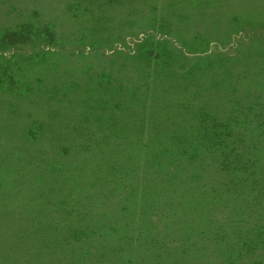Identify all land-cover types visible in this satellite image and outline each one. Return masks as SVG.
I'll list each match as a JSON object with an SVG mask.
<instances>
[{
    "label": "trees",
    "instance_id": "trees-1",
    "mask_svg": "<svg viewBox=\"0 0 264 264\" xmlns=\"http://www.w3.org/2000/svg\"><path fill=\"white\" fill-rule=\"evenodd\" d=\"M169 1L127 4L180 23L193 14L177 9L204 5L207 36H227L226 0ZM116 4L53 0L57 14L0 28V55L28 60L0 77V172L15 176L0 264H264V34L234 54L197 35L191 51L167 38L132 55L102 38Z\"/></svg>",
    "mask_w": 264,
    "mask_h": 264
},
{
    "label": "rangeland",
    "instance_id": "rangeland-1",
    "mask_svg": "<svg viewBox=\"0 0 264 264\" xmlns=\"http://www.w3.org/2000/svg\"><path fill=\"white\" fill-rule=\"evenodd\" d=\"M67 1V0H63ZM72 0H69L71 2ZM124 1V6H120L116 4L115 9L113 11L111 10H102L101 17L103 19V23L105 26L104 33L102 34V38H104L106 35H110L111 39L114 41L113 45L116 49H127V51H130V53L133 55L135 51L137 50L139 45L146 44V46H149L151 43H156V41H164L167 38H172V41L176 46L182 45V47H185V51H191L193 48L190 46L194 43L195 37L202 36L208 39L209 48L207 53H218V52H227L229 54H234V50L239 44H249L254 39V35L256 34H264V4L263 0H226L224 13L225 16L227 15V18L225 21L229 23L228 29H225L224 34L227 36H224L219 40L221 43H217L214 41V38L212 36H207L208 31L205 27L206 25H203L202 23H199V18L201 17V10L203 7L199 6L195 7L191 6L193 3H190V5H184L183 9H177L176 12L179 14H182L184 11H191L192 20L191 22L187 17L183 18L182 23L176 20H171L169 22L168 20H165V18L162 15H158L156 20L152 19L151 11L146 8L142 7L135 10H130L132 6L128 5L127 2L129 0H122ZM131 1V0H130ZM199 1L203 0H194V2L197 4ZM253 1H256L255 3H251ZM10 0H0V28L1 27H9L11 28L12 32H15V27L17 23L22 24L23 20L28 17L32 16L34 12L38 11L40 14H45V16L41 17V19H45L44 17L49 18L50 16H53L56 13V7H53V5H50L53 3V0H11V2L14 3L15 8L11 5ZM214 2V0H213ZM250 2V3H249ZM167 5L170 4L167 2V0H159V5L161 4ZM213 4V3H212ZM215 4V2H214ZM56 5V4H55ZM60 9L62 6H59ZM216 7V6H215ZM6 8H9L10 11L13 12V17L11 20H9V17L7 18L4 15V10ZM83 8V7H82ZM107 8V7H106ZM125 8V9H121ZM105 9V8H103ZM262 9V10H261ZM170 10H174V8H171ZM169 10V11H170ZM172 12V11H170ZM86 14V12H84ZM236 15L239 17L238 20L233 21L232 17ZM113 18H111V17ZM173 19H176L173 17ZM232 19V20H231ZM35 20V19H33ZM61 23V21L59 22ZM18 24V27L20 26ZM107 25V26H106ZM171 26L172 29L176 30L174 34H168V32L162 28L163 26ZM112 26V27H111ZM63 30H68L67 26H61ZM111 27V28H110ZM59 29V28H58ZM140 29H143L142 31ZM145 30V32H143ZM58 31V30H57ZM109 32V33H108ZM108 33V34H106ZM101 36V35H100ZM147 37H151L153 41H147ZM226 37V38H225ZM4 40L3 32L0 34V41ZM122 39V40H121ZM217 41V40H216ZM146 42V43H144ZM50 43V42H49ZM21 46V45H20ZM145 46V47H146ZM105 47V46H104ZM103 46L100 45L99 52L104 51V56H107L111 51H108L104 49ZM25 49V46L23 47ZM90 47H87L85 54L90 52ZM26 49L28 51L32 50V47L27 46ZM47 51V53H50L55 51L56 49L50 48V47H44L41 50ZM37 49H34V51L31 53L32 55H36L39 53L40 55H43L44 52ZM58 51V50H57ZM91 54H94L90 52ZM23 56H26L24 52L21 51L20 53ZM96 54V53H95ZM102 56V55H101ZM16 58V59H15ZM27 57H12L10 51H6L3 53V56L0 55V77L3 79L6 78L5 69L7 67H11L10 61L14 59L15 61L19 62L22 60H25V62H28L26 59ZM34 58V57H33ZM98 58V57H97ZM96 58H92L93 64L95 63ZM104 60V58H101ZM84 60V59H83ZM80 62H77L74 66H70L69 69H72L76 67L77 73L79 75H82V72H80V69H83L84 67V61L79 60ZM15 68V66H12ZM38 75V74H37ZM50 76V75H48ZM17 77L16 73L14 72L13 78L15 79ZM40 77H43L40 74ZM44 79V78H43ZM7 81V80H6ZM32 108V107H31ZM36 113H39L40 110L35 109ZM36 115V114H35ZM31 122L30 120H28ZM4 122V121H3ZM4 123L12 125V121H5ZM15 132H17L16 137L17 138H24L26 137L29 140H36L40 139V134L23 130L22 129H16L11 128ZM51 134H44L45 136H49ZM43 136V135H42ZM17 146H19L17 144ZM8 174V173H7ZM5 173L0 172V177L4 180L0 183V192L6 193L7 189H9L12 185L13 179L15 178L14 174L7 175ZM16 175V174H15ZM17 202H21V200H16ZM19 211V210H18ZM18 215V212H16V216Z\"/></svg>",
    "mask_w": 264,
    "mask_h": 264
}]
</instances>
